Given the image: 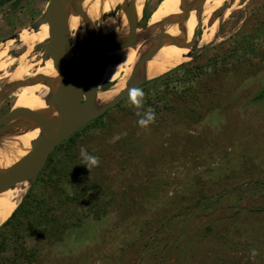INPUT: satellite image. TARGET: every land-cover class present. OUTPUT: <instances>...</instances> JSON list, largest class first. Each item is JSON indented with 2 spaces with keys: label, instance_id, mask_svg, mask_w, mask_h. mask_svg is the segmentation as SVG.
<instances>
[{
  "label": "rangeland",
  "instance_id": "374dc122",
  "mask_svg": "<svg viewBox=\"0 0 264 264\" xmlns=\"http://www.w3.org/2000/svg\"><path fill=\"white\" fill-rule=\"evenodd\" d=\"M47 1L0 0V46L13 39L0 52L8 47L6 57L19 56L17 62L0 69V116L9 112L41 61L46 39L34 40L26 47L16 35L23 29L33 31L31 26L40 18ZM157 4L158 0L145 2L137 22L138 30L145 26ZM226 8L228 11L224 14ZM209 12L202 14L205 23L191 32L188 43L192 46L194 39L192 49L207 45L201 41L209 31L211 45L182 65L205 63L218 54L227 56L234 64L226 73L223 71L225 75L218 67L224 77L215 94H220L221 99L212 95V100H200L194 105L188 101L185 107H193L195 111L181 118L173 114L179 104L173 99L172 110L153 127L149 125L145 129L137 125L139 109L129 103L127 96L119 102V107L117 103L102 114L103 130L97 125L84 128L88 122L79 129L78 138L74 137V147L65 142L60 149L54 148L44 171H40L20 199L21 202L31 189L33 195L44 200L42 208L50 209L46 221L35 223L34 232L16 242L25 250L38 247L40 261L35 264H175L178 261L264 264V98L245 103L264 89V36L261 37L264 0H229L228 5L221 4ZM219 17L216 28L210 31L208 27ZM242 33L250 37L239 42ZM73 35L75 29L71 31L70 36ZM230 48L239 52L249 48L250 53H245L249 57L240 59L237 51V55H229ZM6 57L2 58L3 62ZM21 64V74H18L16 70ZM105 87L106 83H102L100 88ZM152 96L153 89L145 93L140 109L146 107V99ZM69 147L72 149L67 151ZM81 147L90 149L88 152L99 158L96 166L87 169L82 165ZM128 150H134L132 160L127 158ZM65 151L67 156L74 152V162L67 159L65 162ZM137 153H142L143 159L137 158ZM150 157L155 164H147ZM249 157L250 162L245 163ZM52 176L58 178L56 186L48 182ZM83 176L88 184L108 186L105 199L115 190L121 198L129 181L145 186L148 180H154L155 188H146L156 194L137 193L136 208L125 206L127 215L117 207L112 208L116 205L113 202L107 215L96 220L91 215L89 200L81 209L72 203L76 200L73 196L77 197L78 190L85 186ZM123 200L129 202L127 198ZM138 202H141L139 207ZM122 217L126 218L123 225L119 223ZM143 219L153 221L149 233L156 236L154 246L161 234L159 226H166L165 231L171 230L172 234L165 233L167 247H154L155 255L147 256L144 247L141 249L148 237L138 225V220ZM229 224L232 228L222 230ZM205 226L211 227L210 234L217 229L225 233L226 240L232 235L236 243L227 249L212 236L205 235L200 241L195 236ZM57 227L61 232L56 236ZM175 237L179 239L176 245ZM12 245L8 239L5 250L0 248V261L13 254ZM191 246L194 251L188 252ZM253 249L255 255L251 254ZM157 254L163 257L160 263H157ZM177 256L179 260L174 259Z\"/></svg>",
  "mask_w": 264,
  "mask_h": 264
},
{
  "label": "bare ground",
  "instance_id": "6f19581e",
  "mask_svg": "<svg viewBox=\"0 0 264 264\" xmlns=\"http://www.w3.org/2000/svg\"><path fill=\"white\" fill-rule=\"evenodd\" d=\"M146 1L76 0L74 3L67 2L66 16L70 34L75 29V35L70 36L71 45L80 48L90 28L92 36L97 35L111 48L92 60L78 64L84 89L87 87V81L93 79L92 77L95 78L89 87L93 91V112L99 111L119 96L129 85L156 78L184 64L189 58L187 56L191 46V43H188L190 34L199 22L195 8L201 11L202 25L205 23L202 20L203 13H208L221 4L228 5L229 2V0H209L210 2L182 0L183 3L192 5L191 11H186L179 10L181 0H161L150 13L145 26L141 30H138L137 26L128 45L120 47L130 26L137 24L141 18ZM220 19V17L217 18L208 29L211 31L216 28L215 25ZM210 34L208 31L201 42L209 44L212 39ZM16 36L22 45L28 47L34 43V40H47L48 28L46 24H42L30 32L28 29H23ZM10 42H13V39L6 40L0 48ZM6 50L8 47L0 52L1 70L6 68L8 63L19 60V56L6 57ZM3 57H6L5 62L2 61ZM22 66L23 64L17 68L18 74H21ZM57 78V70L53 68L50 57L45 62L39 60L30 80L14 100L11 110L33 109L45 126L52 128L60 124L62 119L57 112V105L45 100L53 96ZM102 83H106L104 89L100 88ZM40 134L33 121L25 115L6 123L0 129V174L26 156L30 151V142ZM28 188L27 182H22L0 193V225L17 208L22 195Z\"/></svg>",
  "mask_w": 264,
  "mask_h": 264
},
{
  "label": "trees",
  "instance_id": "16d2710c",
  "mask_svg": "<svg viewBox=\"0 0 264 264\" xmlns=\"http://www.w3.org/2000/svg\"><path fill=\"white\" fill-rule=\"evenodd\" d=\"M159 1L160 0H158V2ZM144 15L145 16L143 17L146 18L145 13ZM261 31H262L261 33V37H262L264 36V29H262ZM235 37L239 39L237 36ZM245 37H250V35H245V33L244 34L242 33L239 42L245 39ZM236 51L238 52L240 59L241 58L245 59L249 57L248 55L245 54V53H250L249 48L244 49V51L242 52H239L237 49L230 48L229 55L230 54L237 55ZM218 55H215L211 57L209 60H206L205 63L193 64V65H181L152 80L146 81L140 86V88H143L145 93L147 94L149 93L151 89L154 90V96L148 97L145 103L146 107L151 106L156 113L155 121L152 124H150V126L153 127L154 124H156L159 121V119L164 118L167 111L172 110L171 107L173 106H171L170 102L171 100L173 101V99L179 103L178 107L177 106L174 107L175 112L173 114L174 116L180 117V118L182 117V115L183 116L187 115L188 112L193 113L195 111L193 107H185V104L188 101L193 103L194 105V104H198L200 100H204V99L207 101L212 100V95H217L216 98L218 100L221 99L220 94L218 93L215 94L218 91L217 88L220 86L219 83L222 81L224 77V76L222 77V75L220 74L218 67L220 65L221 67L220 70L222 72L225 71L226 73L227 70L229 69V66L233 65L234 63L232 62L230 63V59H228L227 56H222L221 54H218ZM225 73L223 72L222 74L225 75ZM263 98H264V89H262L254 97L246 99L245 103L249 104L254 101L261 100ZM120 103H118L116 106L119 107ZM146 107L139 109L138 111L142 113ZM102 116L103 115L89 122L84 128L90 127V126L93 127L94 125H97L99 126L98 128L100 130H103L104 129L102 128L103 122L100 124ZM79 132L80 130L76 131L68 139H66L61 144H59L56 147V149L57 150L60 149V147L65 142L71 143V146H72V144L74 143V137L76 136L78 138ZM73 147H74V144H73ZM71 149H72L71 147L66 148L67 151ZM133 149H135V147H133ZM67 151H65V154L63 155V157L65 158V162H66V159H67V162H70V163L74 162L75 160L74 152L71 151V154L67 156L66 155ZM88 151H90V149H88ZM126 154L128 156L127 158L132 160L131 158L134 154V150H128ZM137 158L143 159V154L137 153ZM249 162H250V157L245 163H249ZM147 164L148 165L155 164L154 158L150 157L148 159ZM251 165L253 164H250L248 166H251ZM45 167H46V164H45ZM45 167L41 170V173L44 171ZM131 174L138 175L136 174V172H134V174L133 173ZM56 176H52L48 178V182L52 186H56L57 184L55 180H57L58 178H55ZM146 179L148 180V177H146ZM83 180H84L83 184L85 186L82 187L80 190H78L77 197L75 195L73 196V199H76V200H74L72 203L74 206H77L79 209H81L84 207L85 201L89 200V202L92 203L91 204V208H92L91 215L96 220H101L105 215H107L108 207H110L111 203L113 202H116V205L113 203L114 205H112V208L117 207L118 209L125 211L128 208L125 206H128V205L129 206L131 205L133 208H136L134 199L137 193H140V191L141 192L145 191V192H149L152 194H156L155 191L152 192L151 190L148 189L149 187L153 189L152 188L154 187L153 183H155L154 180L152 181L148 180V183L146 182L147 184L145 186H142V185L136 186L134 181H129V182H126L125 190L121 192L122 194L121 198L117 197V195H120V192L118 191L116 192L115 190L114 192L109 193L110 194L109 199L107 198L105 199V195L108 194L107 193L108 186L105 187L103 183L101 184L93 183V185L88 184V179L85 177L83 178ZM72 182L73 181H71V184ZM147 186L149 187L146 188ZM92 197H95V198H92ZM123 198H127V200L129 202H132L133 204H130L126 200L124 201ZM43 201L44 200H42L41 198L39 199V197L37 198L36 195H33L30 189L24 195L22 201L20 202V204H18L17 208L11 213L9 218L0 225V248L5 250V244L8 239L13 242V245H12L13 247L11 248L13 254L9 256L8 258L7 257L3 258L2 259L3 261H0V264H32V262H34L35 264L40 261V258L38 257L40 251L37 246H34L29 250H25L21 245L17 246L16 242L23 241L24 236H30L34 232L35 226L37 223L40 224L41 221L47 220L46 216L49 215L50 209L42 208ZM140 204L141 202H138V207L140 206ZM123 215H127L126 211H125V214ZM125 221H126V218L122 217L119 220V223L123 225ZM152 223H153L152 219H148L147 221L144 219L138 220L139 228L141 230H144L143 232L148 235L146 241H144L143 245L141 246V249L144 247L143 251L145 252L144 254L147 256L156 254V252H154V250L156 249L154 247L156 246L167 247V239H166L165 233L166 235L172 234V233H169L171 232L170 229L168 231H165L166 226H163V225H161V227L159 226V228H161L162 230L157 240V244L156 246H154V243H155L154 239L156 238V236L155 235L153 236L152 234L150 235L149 233L151 231ZM229 225H225L226 228H223L222 230H227L229 227L232 228V224H229ZM210 230H211L210 226H205L203 230L198 231L195 237L199 238L200 241H203L205 235H208V237L212 236V238L216 239V242H219L221 245L226 246L227 249H229L231 245L236 243L235 242L236 240L232 238V235L230 239L226 240L225 233L221 231H217L218 230L217 229L214 231L213 234H210ZM55 232H57V233H54L56 236L59 235L61 232L60 228L59 230L55 229ZM178 240L179 239L175 237L174 245H176V242ZM214 245H216V243H214ZM193 251H194V247L191 246L188 252H193ZM157 258H158L157 263L158 262L160 263L161 259H163V257L160 258L159 254H157ZM176 258L178 260L180 259V257L178 258V256L175 257L174 259ZM175 264H185V263L178 261Z\"/></svg>",
  "mask_w": 264,
  "mask_h": 264
},
{
  "label": "water",
  "instance_id": "95a60500",
  "mask_svg": "<svg viewBox=\"0 0 264 264\" xmlns=\"http://www.w3.org/2000/svg\"><path fill=\"white\" fill-rule=\"evenodd\" d=\"M69 1H73L74 3L76 0H48L40 18L31 26L35 29L39 25L46 24L48 28V38L41 61L45 62L50 57L53 68L57 70L58 78L53 96L45 100L46 102L50 101L57 105V112L62 121L57 126L49 128L42 123L37 112L29 108L10 109L7 114L0 118L1 129L6 123L21 115H25L33 121V124L41 133L30 142V151L28 154L7 168L6 172L0 174V193L22 182H27L28 187H30L44 167L50 152L54 148L88 122L101 116L127 97L129 89L139 87L146 81H149L146 80L129 85L124 92L111 100L103 108L97 112H93V91L89 87L95 78L92 77L94 80L87 81V87L84 89L82 77L78 71V64L82 61L92 60L97 55L108 52L111 48H109L110 45L108 47L105 41L100 40L97 35L93 34L92 36V33L89 31L90 28L87 30L80 48L71 45L66 16V5ZM191 6V4L189 5L187 2L183 3L181 0L179 10L191 11ZM195 11L199 21L196 27L198 29L201 26V11L198 8H195ZM136 28L137 24L130 26L123 43L119 45L120 47L128 45L134 36ZM193 37H195L194 33ZM210 45L211 43L199 48L196 46L193 49L191 46V51L187 57L190 59ZM11 86L7 84V87Z\"/></svg>",
  "mask_w": 264,
  "mask_h": 264
},
{
  "label": "clouds",
  "instance_id": "9594fccd",
  "mask_svg": "<svg viewBox=\"0 0 264 264\" xmlns=\"http://www.w3.org/2000/svg\"><path fill=\"white\" fill-rule=\"evenodd\" d=\"M128 100L132 106H135L137 109H140L144 105L145 101V92L139 88H131L128 90ZM138 119L136 121L137 125L141 128H147L150 124L155 121L156 113L151 106L146 107L143 112H137ZM80 158L82 160V165L87 169H90L96 166L99 163V158L97 156L91 155L85 148L81 147L79 151ZM252 255H255L256 252L253 249L251 252Z\"/></svg>",
  "mask_w": 264,
  "mask_h": 264
},
{
  "label": "flooded vegetation",
  "instance_id": "af4514ba",
  "mask_svg": "<svg viewBox=\"0 0 264 264\" xmlns=\"http://www.w3.org/2000/svg\"><path fill=\"white\" fill-rule=\"evenodd\" d=\"M142 28H140V30H141ZM3 116V115H2ZM2 116H0V118L2 117Z\"/></svg>",
  "mask_w": 264,
  "mask_h": 264
}]
</instances>
